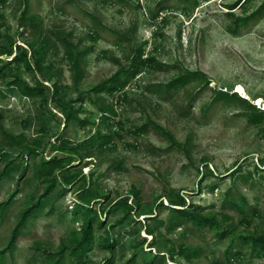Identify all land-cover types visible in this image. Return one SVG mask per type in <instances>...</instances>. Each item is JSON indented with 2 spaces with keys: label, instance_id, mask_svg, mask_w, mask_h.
<instances>
[{
  "label": "rangeland",
  "instance_id": "1",
  "mask_svg": "<svg viewBox=\"0 0 264 264\" xmlns=\"http://www.w3.org/2000/svg\"><path fill=\"white\" fill-rule=\"evenodd\" d=\"M197 1L0 0V43L6 49L16 43L46 47L41 73L28 71L23 62L0 61V152L10 149L15 158L19 150L5 146V133H25L29 141L42 142L38 155L18 157L27 165L23 175V169H10L0 181V202L9 199L0 207V250L10 241L30 197L43 192L36 169L45 156L54 155L60 138H68L71 147L99 128L116 133L94 156L75 158L78 165L69 172L83 170L85 176L36 217H28L4 264H54L61 248L81 236L88 214L102 220L95 218L93 246L82 261L66 249L60 264H104L112 254L102 245L107 236L116 242L115 264L133 257L134 264H216L234 240L239 243L240 235L264 232V162L259 164L264 135L261 127L247 121L243 101L218 93L236 92L242 84L245 91L238 96L264 108L257 103L259 96L264 101V11L230 31L236 17L249 16L263 0H247L234 9L228 7L238 0ZM153 13L158 15L155 21ZM23 14L39 18L40 35L28 21L22 25ZM95 29L98 39L93 42L88 35ZM69 33L77 43L75 51L89 49L79 71L58 37ZM139 44L143 56L156 55L161 66L147 65L129 76L125 90L95 91L129 64ZM181 75L184 80L168 86ZM16 77L48 87L57 81L61 101L82 96L74 105L78 117L87 121L73 119L64 125L54 102L47 107L42 96L9 93L8 84ZM102 99L116 108L105 123L100 121ZM145 123L148 129L138 132ZM238 162L241 172L231 175ZM18 182L20 191L11 198ZM62 188L58 182L54 192L59 195ZM177 192L187 199V209L217 223L200 227L190 218L179 219L182 226L172 223L169 203ZM87 195L91 211L74 213L75 199ZM242 197L247 200L246 220L233 206ZM183 246L198 252L185 258L180 254ZM241 249L242 264H264V251L251 252L246 245Z\"/></svg>",
  "mask_w": 264,
  "mask_h": 264
},
{
  "label": "trees",
  "instance_id": "2",
  "mask_svg": "<svg viewBox=\"0 0 264 264\" xmlns=\"http://www.w3.org/2000/svg\"><path fill=\"white\" fill-rule=\"evenodd\" d=\"M124 1V0H121ZM247 0H238L233 5H230L229 9H234L236 7H241ZM198 1L194 0V5H198ZM264 11V0L261 2V4L256 8L255 11H253L249 16L247 17H236L235 18V29L230 30L232 32H236L237 29L241 26V24H247L251 18L256 16L258 13ZM227 14H232V11H227ZM152 20L155 21L158 18V15L152 14ZM29 22L34 28L37 29L39 32L38 34H41L40 30V21L39 18L35 14H23L22 16V25L25 24V22ZM97 29L94 30V32L89 36V38L95 42L98 39V33ZM59 39L64 41L66 44V53L67 57L72 59L73 66L76 71H79L80 69V60L83 56L87 53V50L89 49H83L81 51H75V48L77 43L72 42V35L69 33L68 35L65 34H59ZM43 40L45 41V44H47V39L43 37ZM15 48L11 47L9 49H6L1 43H0V61L6 62L5 64H9L11 61H19L23 62L26 66V69L30 72H39L41 73L43 69L45 68V65L43 63L45 54L43 49L44 47L35 48L33 43L29 44H20L16 43L14 45ZM90 49L92 47H89ZM133 54L129 59V64L127 66H121L120 69L112 75L109 79L103 81L100 83V87L96 88L95 91L101 92L102 89L107 90L109 93H112L116 90H125L126 84L128 82L129 76L135 75L138 73L141 69L146 67L147 65L152 66L154 69L159 68L161 66L160 61L156 58V55H147L146 57L143 56L144 49L143 44H139L135 49H133ZM10 56V59H6L4 56ZM4 69V65H0V72H2ZM185 79V75L178 76L177 78L173 79L168 83L169 87H174L176 84H178L180 81ZM61 88V84H59L57 81L51 84V87H48L47 85H36V84H30L29 82L25 81L24 79L20 77H16L13 81H11L8 84L7 91L11 94H17L19 96H25L29 98H34L36 96H42L45 100V104L48 107V104L50 102H54L56 105L60 107L62 117L64 120V125H68L73 119L79 120L82 124H84L87 121V118L78 117L79 109L75 108L74 103L83 100L82 96H79V99L73 100L68 99V101H61V98L59 97V90ZM5 91V92H7ZM218 93L220 95H225L229 97H237L241 101L245 103V111L244 115L247 119V121L250 124H254L256 126L261 127V135H264V108L256 107V105L249 100H247L246 97L238 96L237 92H228L219 90ZM0 95L4 96V91L0 90ZM96 100V99H95ZM97 103V100H96ZM69 104H71L69 106ZM99 107L101 109V115H100V121L102 123L107 122L110 120L111 116L116 114V108L115 103L112 101H107L106 99L100 100L98 102ZM69 106V107H68ZM148 129V124L145 123L139 127L138 132L144 133ZM115 131L106 132L103 130V128H99L97 131H95L93 134H90L87 138H84L80 141L79 144H74L76 146L68 147L67 144L69 143L68 138L61 137L60 138V144L58 145L57 149L54 150V155L47 157L40 161L39 165L36 169V176L39 178L44 185L43 192L35 197L34 195L30 197V201L27 203V205L24 207V209L20 213V219L14 226L10 241L8 242L7 246L0 250V264H4V260L6 257L7 250H10L13 244L17 241L19 234L22 231V228L24 226L25 221L30 217V215L34 214V217H36L39 213L43 211V209L48 205L49 201H53L60 196L64 194V192L67 191V189L74 183L76 180H79L81 177L83 178L85 176V173L83 170L69 172L71 167L77 166L78 164H73L75 162V158L78 160H81V157H92L94 156V150L95 149H102L105 145L110 143L114 138ZM6 135V142L5 146L8 148H14L16 146L19 147V150L17 151V154L15 155V158L12 157V152L10 149H2L0 152V181L2 180L3 176L10 170L14 169L22 170V174L26 171L27 165L21 164L19 161H17L19 156H22L23 158L28 157L30 155H38L40 153V146H41V140L37 139L34 142H31L28 140L25 133L21 134H12V133H5ZM58 136V135H56ZM79 148L85 150L81 151ZM90 160V159H88ZM264 162V158L261 159V163ZM27 163V162H26ZM238 167L231 171V175H234L235 173L241 172V164L237 163ZM259 165V167H261ZM63 170H66V172H63ZM242 176L244 173H241ZM58 182H61L62 184V192L58 195V193H55V187ZM20 191V185L19 182L17 183V188L12 193L11 198H13L18 192ZM176 198L174 200H171L169 203V206L172 211L173 220L172 223H175L176 226H182L181 220L185 219H192L197 225L205 226L207 224L215 225L217 223L216 218L208 217L205 215H197L191 212L189 209H187L188 201L185 198V196L181 192H177ZM10 198V199H11ZM129 198L123 199L126 205L129 207V210H134L133 203L129 204L128 202ZM9 203V199L6 201L0 202V207H4L6 204ZM247 203L246 197H242L241 202H234L233 206L236 210L244 214V220H246L247 216V210L245 209V204ZM82 209H87L91 211V198L87 195L85 197H77L75 199V206H74V213H79ZM256 210H254V215L256 214ZM100 222L102 221L101 215H96L95 217ZM95 218L93 216H90L89 214L85 217V223L82 226V232L81 236L76 239L71 244L64 245L61 250L59 251V257L55 261L54 264H60L61 260L64 257L65 250L68 249L71 253V255L75 256L78 261H82L84 258L85 253L88 249H90L95 240V232H94V222ZM178 219V221H177ZM181 219V220H179ZM102 223V222H101ZM223 233H219V236H221ZM145 240V239H143ZM235 240L232 242L230 247L227 249L225 255L223 258H218L216 264H242L244 253L241 249L242 246H248L251 252H258V251H264V232L261 233H248L243 234L239 236V243L235 244ZM102 245L105 248H108L112 254L105 260L104 264H115L113 259V253L115 251L116 242L114 239L107 236L103 239ZM237 246V247H236ZM198 249H189L186 246H183L181 248V255L185 258H191L192 254L198 252ZM53 253L52 251H49ZM49 253V254H51ZM52 258V257H51ZM50 258V259H51ZM135 258L133 257L131 260H129L126 264H134Z\"/></svg>",
  "mask_w": 264,
  "mask_h": 264
},
{
  "label": "bare ground",
  "instance_id": "3",
  "mask_svg": "<svg viewBox=\"0 0 264 264\" xmlns=\"http://www.w3.org/2000/svg\"><path fill=\"white\" fill-rule=\"evenodd\" d=\"M245 89L242 84H238L236 92H244ZM257 103H264L263 98L261 96L257 97Z\"/></svg>",
  "mask_w": 264,
  "mask_h": 264
}]
</instances>
